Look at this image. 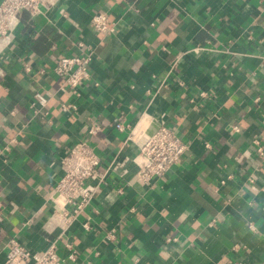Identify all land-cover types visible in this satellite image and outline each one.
Returning a JSON list of instances; mask_svg holds the SVG:
<instances>
[{
    "label": "crops",
    "instance_id": "crops-1",
    "mask_svg": "<svg viewBox=\"0 0 264 264\" xmlns=\"http://www.w3.org/2000/svg\"><path fill=\"white\" fill-rule=\"evenodd\" d=\"M100 10L113 29L91 25ZM87 45L90 78L75 96L52 67ZM91 120L105 124L95 141L107 172L63 227L51 203L59 159ZM160 125L187 148L163 177L143 181L133 159ZM5 145L0 261L14 236L29 247L56 241L62 255L72 242L65 264L264 262V0H58L22 12L0 51Z\"/></svg>",
    "mask_w": 264,
    "mask_h": 264
},
{
    "label": "built area",
    "instance_id": "built-area-1",
    "mask_svg": "<svg viewBox=\"0 0 264 264\" xmlns=\"http://www.w3.org/2000/svg\"><path fill=\"white\" fill-rule=\"evenodd\" d=\"M58 0H1L0 2V51L7 47L13 38L15 26L22 12L36 16L54 5ZM91 25L98 31L113 29L110 19L105 11L95 12L90 19ZM81 45V43H80ZM94 50L87 45L80 54L72 53L58 57L52 67L53 72L62 80V88L71 94L79 95V87L90 78V64L93 60ZM30 70V65L25 64ZM44 72V70H41ZM35 101L44 106L47 97L44 93L36 91ZM63 112L76 109L72 102H62L59 105ZM111 125L120 131H127V139L132 138V127L122 120H115ZM105 124L91 120L86 126L87 137L74 142L59 159V175L51 194L53 213L61 219L63 227L71 225L77 216L84 212L90 204L94 193L106 175L107 170H101L102 156L97 151L95 136L104 128ZM237 129L236 126H234ZM12 141V140H11ZM187 148L183 139L173 129L160 125L147 134L138 145V152L134 157L138 165L139 178L149 181L153 178L163 177L173 165L178 163ZM10 145L0 147V157ZM260 149V148H258ZM224 180H221L223 183ZM121 192L122 189L117 190ZM3 203L0 198V221L2 220ZM252 227V224L250 225ZM108 238L113 236V230L107 233ZM66 254L58 252L56 241H49L44 248L29 247L21 243L16 237L9 239V245L0 264H65L67 260H74L76 252L73 243L66 241ZM259 264H264L261 262Z\"/></svg>",
    "mask_w": 264,
    "mask_h": 264
}]
</instances>
